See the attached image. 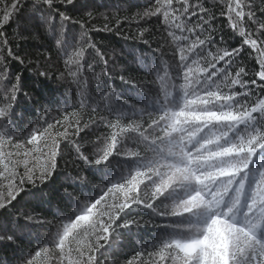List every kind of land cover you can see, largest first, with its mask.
<instances>
[{"label":"trees","instance_id":"obj_1","mask_svg":"<svg viewBox=\"0 0 264 264\" xmlns=\"http://www.w3.org/2000/svg\"><path fill=\"white\" fill-rule=\"evenodd\" d=\"M237 1L239 7L236 0H72L53 6L54 19L48 25L42 19L48 14L47 5H35L33 10L36 0H21L19 11L0 26V39L9 41L6 46L0 44V56L5 57L0 62V73L7 74L0 81V97L6 95L4 88L11 91L12 83L20 86L8 117L0 116V141L12 142L7 150L13 152L14 160L22 161L26 149L35 151L36 146L27 142L31 139L29 133L52 124L49 134L58 142L57 168L42 183H25L12 202L0 207V236L11 237L0 239V264H28L41 248L47 251L36 257L39 264H66L68 257L54 247V238L78 214L73 210L80 208V200L96 198L95 184L106 183L117 174L106 164L78 160L72 142L88 140L81 151L89 155L97 137L115 132L129 137L125 141L129 147H137L132 141L136 134L122 132L123 126L141 119L146 126L165 107L178 103L181 93L177 86L183 83V67L197 55L206 57L208 52L215 54L217 48L226 50L231 71L244 67L249 73L245 77L249 94L241 99L251 106L264 96V88L260 87L264 81L256 75L264 63V30L260 31L258 23L264 20L258 10L262 0ZM146 10L157 13L145 15ZM248 12L255 13L256 22L246 15ZM61 13L69 19L62 21ZM61 32L63 42L58 47L56 39ZM197 37H208L211 42L200 44ZM246 39L256 44V52ZM79 48L84 49V57L78 69L69 58ZM9 50L13 55H7ZM216 66L225 64L221 61ZM101 70L106 75H100V83L96 84L93 77ZM110 87L117 98L105 95ZM86 122L90 130L77 135L78 127ZM59 132L66 135L60 136ZM35 134L39 138L40 133ZM45 141L51 144L46 136L37 141L38 146L43 147ZM16 143L20 149L13 147ZM43 151L47 153V147ZM111 160L131 163L116 156ZM33 164L34 160H29V167ZM262 165L264 152L258 153L253 167ZM79 170L84 171L88 182L72 178ZM35 171L33 179L39 175V170ZM16 172L24 174L23 163L17 164ZM66 188L71 194L64 192ZM124 215L149 216L150 210L133 206ZM156 219L157 223L165 222ZM117 231L121 238L114 244L110 239L96 253L98 259L126 262L140 251L146 257L164 230L154 225H130ZM68 239L65 237L66 244ZM67 248L74 249L75 243L67 244L65 251Z\"/></svg>","mask_w":264,"mask_h":264},{"label":"clouds","instance_id":"obj_2","mask_svg":"<svg viewBox=\"0 0 264 264\" xmlns=\"http://www.w3.org/2000/svg\"><path fill=\"white\" fill-rule=\"evenodd\" d=\"M197 40L211 42L208 37ZM229 55L219 48L206 57L197 55L183 67L178 103L165 107L146 126L143 119L123 126L122 132L136 134L132 141L137 147H129L125 143L129 137L115 132L97 137L89 155L81 151L88 140L72 142L78 160L103 163L117 173L106 183L95 184L96 198L80 200V208L73 210L78 214L53 240L61 251L65 237L68 244L75 243L72 264H126L98 259L96 253L110 239L114 244L121 238L117 229L130 225L164 230L146 257L143 251L136 253L143 257L140 264H264V165L253 167L258 153L264 152V96L251 106L241 99L249 94L245 79L249 73L244 67L233 73L227 66ZM221 61L225 66L217 67ZM100 75L106 73L101 70L93 77L96 84ZM256 75L264 81V63ZM105 95L117 98L111 87ZM0 116L6 119L8 114L0 112ZM84 129L90 130V124L78 127L77 135ZM57 149L58 143L51 170L33 179L36 168L30 169L18 193L25 183L35 185L36 180L42 183L51 176L57 168ZM113 156L131 163L110 161ZM12 163L28 165L26 159ZM72 178L81 183L89 179L83 170ZM64 192L71 194L67 188ZM133 206L150 210V215L126 217ZM156 218L165 222L157 223Z\"/></svg>","mask_w":264,"mask_h":264},{"label":"snow or ice","instance_id":"obj_3","mask_svg":"<svg viewBox=\"0 0 264 264\" xmlns=\"http://www.w3.org/2000/svg\"><path fill=\"white\" fill-rule=\"evenodd\" d=\"M72 0H36L33 10H35V5H47L48 6V14L42 16V19L44 20L45 24L50 25L52 20L54 19L53 12L54 5H60L62 3L70 4ZM21 4V0H0V26H3V24L8 23L14 16L15 13L19 11ZM160 5L157 4L156 8H159ZM257 8V6H256ZM191 10V9H189ZM258 10L264 14V0H262L261 4L258 6ZM157 12L154 10L145 11V15H156ZM89 17H91L92 13H88ZM248 17L253 18L255 21V13L248 12L246 13ZM60 18L62 21H66L69 19V17L65 13L60 14ZM259 29L264 30V20H260L259 22ZM83 27V26H81ZM104 30H108V26H104ZM146 31V30H145ZM143 36V32H141V37ZM243 37V34H242ZM63 42V32L60 33L59 37L56 39V45L59 47L61 46ZM9 41L6 38L0 39V44L7 45ZM92 47H95L92 45ZM99 54V53H98ZM7 55L11 56L13 55L12 51L9 50ZM84 57V49L79 48L77 51H75L72 56L69 58L70 61H75L77 64V68L80 67V60ZM5 59V57L0 56V62H2ZM7 75L6 73H0V81L3 80V77ZM75 75V73H73ZM123 79V78H122ZM17 81H19V77H17ZM4 91L6 95H3L0 97V102L3 103V107H0V112H3L5 115L9 114L10 109L13 107V102L15 101L13 98L17 97V94L20 91L19 83L11 84V91H8V88H4ZM43 119V117H41ZM54 126L52 124H47L46 128H35L33 129L28 136L31 137L32 145L36 146L35 151L31 148L26 149L25 152V159L28 161V165L25 168V172L23 175H20L16 172V166L13 165L12 161L13 159V152H10L7 150V145L11 144L12 142L8 141H0V158L3 159L4 163L0 165V207H5L6 204L12 202L17 194L18 190L21 187V185L27 180L28 176L31 175L30 169L36 168L39 170V173L41 177L45 176L47 171L51 170V157L52 153L56 148L57 140L51 137L49 134V130L52 129ZM39 132L40 136L39 138L35 133ZM58 135L65 136L66 132H59ZM47 136L48 139L51 140V144H48L47 141H45L43 147H39L37 141L44 139ZM55 141L56 143H54ZM28 142V141H27ZM45 144H47V155H45V152L43 151V148L45 147ZM6 145V147H5ZM16 149H20L21 145L16 143L13 145ZM29 160H34V164L32 167H29ZM30 218V217H29ZM60 232L57 233L56 238L58 239ZM8 239H11V237H7ZM68 244V243H67ZM67 244L65 242L63 250L61 251V255L64 257H68L66 264H72L74 258L72 257V251H70V248H67V251H65V248L67 247ZM47 250L45 248H41L40 251L36 252L33 259L28 261V264H39V262L36 260V257H41L44 252ZM89 256L92 255V252L89 251ZM142 258L134 255L131 260L126 261V264H140V260Z\"/></svg>","mask_w":264,"mask_h":264},{"label":"water","instance_id":"obj_4","mask_svg":"<svg viewBox=\"0 0 264 264\" xmlns=\"http://www.w3.org/2000/svg\"><path fill=\"white\" fill-rule=\"evenodd\" d=\"M236 7H238V1H236ZM250 46H252L253 50L255 51V45L254 43L247 41Z\"/></svg>","mask_w":264,"mask_h":264}]
</instances>
